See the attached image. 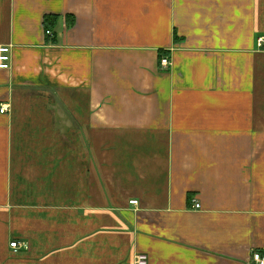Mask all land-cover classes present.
I'll return each instance as SVG.
<instances>
[{
  "label": "crops",
  "instance_id": "1",
  "mask_svg": "<svg viewBox=\"0 0 264 264\" xmlns=\"http://www.w3.org/2000/svg\"><path fill=\"white\" fill-rule=\"evenodd\" d=\"M259 38L264 0H0V264H252Z\"/></svg>",
  "mask_w": 264,
  "mask_h": 264
},
{
  "label": "built area",
  "instance_id": "2",
  "mask_svg": "<svg viewBox=\"0 0 264 264\" xmlns=\"http://www.w3.org/2000/svg\"><path fill=\"white\" fill-rule=\"evenodd\" d=\"M45 34L47 36L51 35V32L49 30L45 31ZM264 45V38H259L257 40V47H261ZM159 65L162 69L166 70L168 69L170 65V61L166 57H161L159 61ZM9 68V56H8V49L7 48H1L0 49V69L1 70H7ZM8 111V107L5 105H2L0 107V114H4ZM130 205H136L137 201H131L129 202ZM194 209H199V205L195 204ZM10 247L14 250L19 248V244L16 242L10 243ZM250 261L252 264H264V252L260 251H254L251 254ZM135 264H147V257L145 255H136L135 257Z\"/></svg>",
  "mask_w": 264,
  "mask_h": 264
},
{
  "label": "trees",
  "instance_id": "3",
  "mask_svg": "<svg viewBox=\"0 0 264 264\" xmlns=\"http://www.w3.org/2000/svg\"><path fill=\"white\" fill-rule=\"evenodd\" d=\"M55 23H56V19L55 18L47 17L45 19V21H44V28H45V30L52 29V27L54 26Z\"/></svg>",
  "mask_w": 264,
  "mask_h": 264
}]
</instances>
